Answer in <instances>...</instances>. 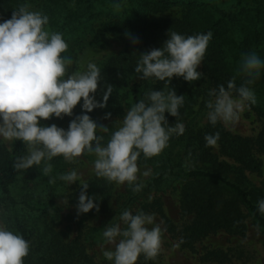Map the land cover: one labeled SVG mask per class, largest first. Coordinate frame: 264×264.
<instances>
[{"label":"trees","instance_id":"1","mask_svg":"<svg viewBox=\"0 0 264 264\" xmlns=\"http://www.w3.org/2000/svg\"><path fill=\"white\" fill-rule=\"evenodd\" d=\"M25 2L31 10L49 17L47 28L50 31L63 34L70 50L69 57L85 42L83 37L89 27L91 29L104 14L112 17L111 34L124 49L99 66L104 79L98 85V100H102L107 86L112 85L114 91L105 109L113 110L114 115H124L146 92L164 88V82L158 80L150 88L140 83L142 80L134 72L140 54L162 47L169 30L186 37L213 33L204 60L197 69L203 74L202 78L189 83L182 77H174L169 85L177 95L185 96L184 105L179 109L185 133L174 135L169 146L151 158L152 165L141 163V167L150 169L152 174L123 211L141 197L179 182L184 184L180 210L188 219L180 239L183 248H192L198 239L214 232L244 235L247 232L244 218L260 231L264 244V214L258 210V201L264 199V193L254 188L248 179L249 174L260 171L255 146L264 153V127L253 144L228 132L222 123L211 125L206 118L210 89L221 84L226 87L232 79L237 87L244 82L238 71L242 55L255 52L264 59V0H0V18L10 19L14 9ZM173 8H181L179 19H150L151 15L167 13ZM251 87L256 95L255 109L264 126V70ZM165 115L168 123L174 125L176 118ZM66 118L53 117L41 123L57 125ZM108 127L109 133L98 132L104 136L105 144L110 134L117 130L114 124ZM216 132L220 133L219 141L215 146H207L205 135ZM26 154L27 148L21 141H16L12 149L0 144V214L6 217L5 223L11 230L30 242L25 264H97L90 248L106 243L103 227L123 211L112 216L103 227L93 230L91 235L79 233L73 241L66 242L64 234L48 228L39 233L24 222L23 216L34 218L38 223L50 217L55 186L49 181L58 180L65 159L57 156L51 160L48 192L43 197L17 192L26 170H16L14 164ZM110 190L111 183L104 178L98 177L89 183L88 195H96L99 212L92 210L83 214L84 219L105 212ZM157 212L170 228L171 222L162 214L161 206Z\"/></svg>","mask_w":264,"mask_h":264},{"label":"clouds","instance_id":"2","mask_svg":"<svg viewBox=\"0 0 264 264\" xmlns=\"http://www.w3.org/2000/svg\"><path fill=\"white\" fill-rule=\"evenodd\" d=\"M48 24L49 17L31 10L27 2L14 9L10 19L0 18V144L7 142L12 147L16 141L23 142L27 154L16 160L15 169L29 170L36 166L46 176L52 172L48 162L54 157L63 156L66 161L75 162L87 152L95 156L93 170L97 177L127 183L133 191H141L144 187L139 182L141 177L147 178L152 173L150 169L141 171L138 160L142 155L145 159L160 155L174 135H183L186 130L179 119L185 96L177 95L169 85L174 77H182L189 83L202 78L197 69L213 33L186 37L169 30L162 47L139 55L134 68L137 77L155 78L164 82V88L150 90L132 104L105 144L104 136L98 132L107 134L110 128L98 126L89 113L107 107L114 87L108 85L102 100H97L98 85L104 79L100 68L90 61L86 71L70 72L73 61L62 55L68 44L63 34L50 31ZM262 70L264 59L255 52L244 54L238 70L244 82L237 87L232 79L226 87L221 84L209 90L206 118L211 125L235 124L245 108L256 103L251 86ZM78 104L81 114L70 121L67 130L41 123L53 117H72ZM166 113L176 118L174 125L168 123ZM110 118L111 113H106L104 119ZM204 139L207 146H215L220 133L207 134ZM59 179L68 187L79 183L81 191L75 205L78 215L92 210L99 212L96 195H88L89 183L81 179V173L73 169L60 174ZM49 182L54 183L55 178ZM69 200L61 197L59 205L68 208ZM258 210L264 214V199L258 201ZM164 231L154 215L125 210L103 227L104 241L113 246L103 249V256L112 264H136L141 255L153 259L160 251ZM29 252L30 242L0 219V264H25Z\"/></svg>","mask_w":264,"mask_h":264},{"label":"rangeland","instance_id":"3","mask_svg":"<svg viewBox=\"0 0 264 264\" xmlns=\"http://www.w3.org/2000/svg\"><path fill=\"white\" fill-rule=\"evenodd\" d=\"M181 14V8H173L167 13L151 15L150 19H179ZM112 24V17L104 14L92 25L93 27L91 29L90 27L88 28L83 37L85 42L71 56L73 63L69 67L70 72L86 71L87 64L90 61L96 63L99 67L106 58L123 51L124 45L111 34ZM69 51V49L66 51L68 56L71 55ZM140 83L144 84V87L150 88L155 85L156 79L142 80ZM99 93L100 88L98 87L96 93L97 100ZM82 103L83 101H81ZM255 105L252 104L250 107H246L244 112L241 113L239 121L235 124L224 125L222 123L228 132L242 139L249 140L253 144L264 127L262 119L255 109ZM106 113H111L110 119H104ZM80 114L81 105L78 104L73 110V116H67L57 126L67 130L70 121ZM89 115L98 125L108 126L114 124L117 129L119 120L123 119L125 114L114 115L113 110L95 109ZM3 145L8 149H12V147L8 146L7 142L3 143ZM255 156L259 163L260 171L249 174L248 179L254 188L264 193V153L258 151L257 146H255ZM94 160L95 156L87 152L82 154L81 157L76 158L75 162L65 160L63 173L75 169L81 173V179L83 181L91 183L98 178L93 170ZM151 161V158L145 159L141 156L138 160V166L141 171L147 170L143 169V166L141 167V163L146 162V164L152 165ZM48 163H51V161ZM40 167L43 168L44 163ZM49 175H44L36 166L26 170L25 175L21 178L17 192L21 194L27 192L30 194L36 193L44 197L48 192L47 187L49 183L47 182V178ZM148 178L141 177L139 182L145 184ZM110 183L111 190L104 213L89 219H84L83 215H78L75 205L78 202L81 191L79 183L77 182L68 187L65 182L58 178L52 184L55 186V190L53 191L55 199L52 205L51 215L47 218L46 222L38 223L34 218L28 216H23V220L31 227L36 228L39 233L44 232L47 228L61 232L64 234L66 242L75 240L79 233L85 236L91 235L93 230L103 227L112 216L120 214L129 204L131 198L134 197L135 193H137L127 183ZM183 191L184 184L172 182L168 188L147 194L126 209L131 210L133 214H136L137 211L152 214L155 216L156 223H160L162 229H166L163 232L162 245L158 255L153 259H145L141 255L136 264H147L149 262L153 264H264L263 237L260 231L247 218H244L247 223V232L244 235L229 231L214 232L198 239L192 248H183L180 242L181 234L184 227L188 224V219L182 216L180 210ZM61 197L70 199V207L64 208L63 205H59ZM159 206H161L162 214L171 222L170 228L166 227L162 215L160 212H157ZM0 219L5 222L6 217L0 214ZM35 244L34 242L33 246ZM177 244H179V247L175 246ZM111 247L113 246L105 243L91 247L89 252L94 256L97 264H112V262L103 256V249Z\"/></svg>","mask_w":264,"mask_h":264}]
</instances>
